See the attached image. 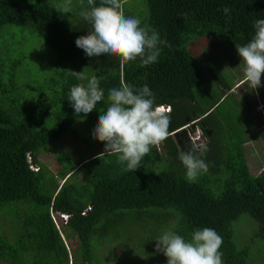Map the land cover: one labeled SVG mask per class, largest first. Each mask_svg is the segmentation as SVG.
Instances as JSON below:
<instances>
[{"label": "trees", "instance_id": "1", "mask_svg": "<svg viewBox=\"0 0 264 264\" xmlns=\"http://www.w3.org/2000/svg\"><path fill=\"white\" fill-rule=\"evenodd\" d=\"M130 1L123 0L124 14L139 18L141 26L155 29L166 42L158 44L160 55L149 66H141L139 58L122 65L116 56L87 57L75 44L90 29L77 10L84 9V4L65 13L42 0H0V31L13 25L28 28L38 33L53 54L49 79L43 87L38 85V90L42 92V87L47 92L44 103L37 100L31 105L26 104L13 73L3 75L0 61V217L10 223L13 235L11 239L0 236V264H101L96 254V242L103 235L100 231L114 236L117 232L112 234L111 226L142 224L160 213L174 217L171 231L185 240L197 229H214L223 238L225 250L236 248L231 243L233 230L243 215L264 233V169L251 176L242 157L239 162L232 159L231 151L236 149L240 157L241 148L235 138L232 146H224L230 124L208 122L220 116L222 108L196 125L206 145L212 138L221 139L219 148L227 152V158L217 157L219 161L195 182L185 179L178 158L182 151L173 138L177 130L198 119L197 104L201 111L208 110L206 98L212 93L205 90L208 78L230 89L206 72L210 61L203 58L205 53L193 55L191 43L211 37L232 47L247 44L255 34L254 21L264 19V0H143L146 10L142 0H135L138 10L128 9ZM224 7L230 9L228 15L220 10ZM19 65L12 63L10 68ZM71 71L83 72L86 79L77 80ZM94 76L104 99L86 117L83 113L77 117L68 101L70 89L86 85ZM121 81L135 88L147 84L155 103L170 107L169 136L160 145L163 155L151 150L134 172L126 170V163L118 162L115 155L100 156L102 151L58 171L61 182L47 193L42 185L40 150L72 130L77 120L89 128L96 126L108 106L109 89L120 87ZM233 118L228 114L222 119L231 122ZM206 130L211 131L209 136ZM183 147L186 150L190 145ZM212 157L206 152L202 159L209 165ZM164 159L168 168L151 170L149 166ZM223 163L226 169H218ZM78 172L83 179L71 181ZM63 214L68 215L65 224L60 219ZM70 239H76L74 253L67 249Z\"/></svg>", "mask_w": 264, "mask_h": 264}, {"label": "rangeland", "instance_id": "2", "mask_svg": "<svg viewBox=\"0 0 264 264\" xmlns=\"http://www.w3.org/2000/svg\"><path fill=\"white\" fill-rule=\"evenodd\" d=\"M42 1L60 10H63V5L68 2V0ZM79 3L81 5L84 4V9L77 8L78 12L81 13V11L88 8L85 0H70L69 6L73 9L75 6L80 5ZM136 4L137 2L132 0L127 3V8L138 10L139 7ZM141 4L143 9L146 10L143 0ZM87 31L89 30L86 29L85 35L88 34ZM190 50L195 56L205 53L206 56L203 58L208 59L211 65L206 72L213 75L217 74V77L223 78V83L230 84V87L236 76L243 73L236 48L228 46L220 39L211 37L196 38L191 43ZM0 51V61L4 65L3 75L7 77L8 73H13L18 89L21 91L23 97H26L25 99L28 100L26 104L31 105V103L37 102V100L44 103L45 97L43 96H46L47 92L42 87L44 82L49 79V69L52 66L53 54L43 44L38 33L20 26H6L0 31ZM203 61L207 62V60ZM16 62L20 63V65L11 70V64H15ZM208 79L210 82L213 80L211 78ZM38 85L42 86V92L38 90ZM215 86L212 85V88L214 92H218L219 87L216 88ZM243 97V88L236 92L232 91L221 106L223 114L231 112V116L234 117L230 126H228L229 131H225L224 137L226 139H224V146L230 147L235 138L237 141L236 145L239 144L241 148V153L239 157L237 156L238 151L233 149L231 151L233 155L232 159L235 162H239L241 157L244 160H246V157L254 160L247 165L251 176H256L264 169V147L257 148L256 145H253L254 148L249 150L245 155L243 143L249 144L256 141L252 139V134H250L251 131H254L256 125L252 124L242 114L243 107L241 101ZM238 105L240 106L236 108ZM235 113L236 115L234 116ZM235 123L242 130L241 137H244L243 139H239V134L230 131V128L235 126ZM94 128L95 125L89 128L84 125L82 120H77L72 130L67 131L60 139L46 145L40 150L39 161L42 164V185L47 193L51 194L55 188V184L61 182L58 171L61 172V170L71 163L95 156L104 150V143L92 139ZM191 128L192 131L189 129L185 130V135H187V131L190 134L197 131L196 125ZM220 141V138H212L209 141V145L207 144L206 152H208V156L215 158H211L212 160L208 165L209 170L212 163L219 161L217 157L227 158V152H223V149L219 148ZM204 142L206 143L207 141L203 140L202 144H205ZM152 150L158 155H163L160 145L153 147ZM250 154L254 155L249 157ZM165 160H160L149 167L151 170L157 172L166 169L170 164L165 162ZM149 167L146 170H149ZM218 169H226L225 164L219 165ZM82 171H85V169H82ZM83 177L84 175L78 172L71 181L76 179V181H80ZM60 219L62 220L61 217ZM56 222L59 225L58 220ZM174 223L175 219L170 213H160L147 217L142 224L133 222L119 227L111 226L110 230L112 234L117 233L114 236L108 237L106 233L100 231V234L103 235L100 236L99 243L98 241L96 242L97 257H99L101 264H167V258L163 254L155 252V240L165 231L171 230ZM235 224L231 243H234L236 248L232 247L225 250L221 246L220 252L223 254V264H264V233L260 231L257 224L247 215L241 216ZM0 225V236H6L11 239L13 235H11L9 230L10 223L3 221L0 217ZM66 243L67 249L71 253H74L77 246L76 239H70Z\"/></svg>", "mask_w": 264, "mask_h": 264}, {"label": "clouds", "instance_id": "3", "mask_svg": "<svg viewBox=\"0 0 264 264\" xmlns=\"http://www.w3.org/2000/svg\"><path fill=\"white\" fill-rule=\"evenodd\" d=\"M70 0L63 5L65 13L70 12ZM87 10L80 15L90 25L87 35L76 39L75 44L89 58L104 55L116 56L126 64L140 59L141 66L155 63L160 55L159 34L134 16H126L122 10L123 0H87ZM228 15L230 9H220ZM255 34L243 45H235L240 57L243 81L252 90L261 87L264 75V19L254 21ZM77 80H85L83 72L71 71ZM104 99V91L94 76L87 84H76L70 89L68 101L79 117H86ZM108 106L99 115L92 132V139L104 143L101 155H115L118 162L126 163V170H137L141 160L169 136L171 122L170 107L157 105L155 94L147 84L141 88L121 81L120 87L108 91ZM207 145L192 143L179 154L185 169V179L195 182L199 175L208 171V164L202 159ZM61 217V216H60ZM63 221V219H62ZM155 252L167 258V264H223L220 252L223 238L212 228L195 230L190 240H185L174 231H165L156 238Z\"/></svg>", "mask_w": 264, "mask_h": 264}, {"label": "crops", "instance_id": "4", "mask_svg": "<svg viewBox=\"0 0 264 264\" xmlns=\"http://www.w3.org/2000/svg\"><path fill=\"white\" fill-rule=\"evenodd\" d=\"M214 76H218V75L215 74ZM219 80L221 83H223V78L219 79ZM207 81L209 83L205 86V90L212 91V93H208V97L206 98V100L209 102L210 106H209L207 111H201L202 106L201 105L199 106V104H197V106L194 108V110H196L199 117H198V119L193 121V122H195V125L198 123H202L204 117H206V116L211 117V115L210 116H208V115L212 111L214 112L219 107L221 108V106L225 102L227 96L230 93H232V91L236 92L237 90L243 88L244 97L241 101V105L243 107L242 114H244L252 124L256 125L254 131L250 132V134H252V139H254L256 141H253L252 143H249V144L243 143L245 155L249 150L254 148L253 145H256L257 148L264 147V75H262V77H261V87L257 90H252L251 88L248 87V85L246 83H244L243 73H241L239 76H236L234 82L231 84V87H230V84H228V86L230 87L229 90L223 88V86L220 85L219 82H216L214 80H212V82H210L209 79H207ZM223 84H225V83H223ZM212 85H216L215 86L216 88L219 87V91L214 92ZM239 106L240 105L236 106V108H238ZM210 107H213V108L210 109ZM236 108H235V112H236ZM229 114H232V113L230 112ZM227 115H228V113L226 112L225 114H223V113L220 114V116H217L216 118L212 117L210 119V122L211 123L212 122H219V124H223V125H224V123L230 124L231 122H226L227 120L222 119L223 117L226 118ZM196 126L199 127L198 125H196ZM230 131L239 134V136H240L239 139L244 138V137H241V133H243V132L240 129L238 124L235 123V126H232L230 128ZM206 134H207V136H209L211 134V131L206 130ZM253 155L254 154H252V155L250 154L249 157L253 156ZM259 155H261V154H259ZM244 161L247 165L248 163H250L251 161H254V160L246 157V160H244ZM247 167H248V165H247Z\"/></svg>", "mask_w": 264, "mask_h": 264}, {"label": "built area", "instance_id": "5", "mask_svg": "<svg viewBox=\"0 0 264 264\" xmlns=\"http://www.w3.org/2000/svg\"><path fill=\"white\" fill-rule=\"evenodd\" d=\"M165 106V105H164ZM165 107H169V106H165ZM195 125V122H191V123H189V124H187V125H185V126H183L182 128H180L179 130H177V132L178 131H184L185 132V130H187V129H189L190 131H192V126H194ZM196 129H197V131L196 132H192L193 134H190L188 131H187V138H188V142H189V145H191L192 143H196V144H202L203 143V140L205 141V138H204V134H203V132H202V130H201V128L200 127H197L196 126ZM205 143V142H204ZM30 159V158H29ZM36 167L35 166H33V169H35ZM61 216V218L63 219V223L65 224L66 223V221H67V217H68V215H60Z\"/></svg>", "mask_w": 264, "mask_h": 264}, {"label": "water", "instance_id": "6", "mask_svg": "<svg viewBox=\"0 0 264 264\" xmlns=\"http://www.w3.org/2000/svg\"><path fill=\"white\" fill-rule=\"evenodd\" d=\"M173 138L176 141L177 145L180 146L181 151H184L183 144L186 145L187 147L189 146V142H188V139L186 138L184 131L175 132L173 134Z\"/></svg>", "mask_w": 264, "mask_h": 264}, {"label": "flooded vegetation", "instance_id": "7", "mask_svg": "<svg viewBox=\"0 0 264 264\" xmlns=\"http://www.w3.org/2000/svg\"><path fill=\"white\" fill-rule=\"evenodd\" d=\"M184 139V138H183ZM187 147V146H186Z\"/></svg>", "mask_w": 264, "mask_h": 264}]
</instances>
